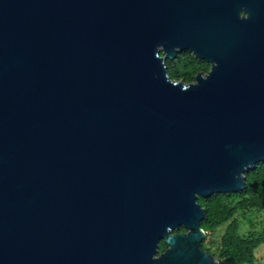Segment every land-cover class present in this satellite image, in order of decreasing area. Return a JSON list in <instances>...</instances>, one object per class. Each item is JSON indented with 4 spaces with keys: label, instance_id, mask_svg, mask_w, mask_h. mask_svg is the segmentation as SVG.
<instances>
[{
    "label": "water",
    "instance_id": "water-1",
    "mask_svg": "<svg viewBox=\"0 0 264 264\" xmlns=\"http://www.w3.org/2000/svg\"><path fill=\"white\" fill-rule=\"evenodd\" d=\"M262 162L264 0H0V264H220L198 200Z\"/></svg>",
    "mask_w": 264,
    "mask_h": 264
},
{
    "label": "trees",
    "instance_id": "trees-1",
    "mask_svg": "<svg viewBox=\"0 0 264 264\" xmlns=\"http://www.w3.org/2000/svg\"><path fill=\"white\" fill-rule=\"evenodd\" d=\"M169 75L173 80L192 83L196 76L208 73L211 65L198 60L197 56L187 51L180 53L176 59L168 60ZM246 188L240 192L217 193L208 198H199V203L206 210V218L202 228L209 234L223 224H228L221 238L216 255L220 264H256V251L264 244V222L262 230L244 238L240 235L241 223L236 215L239 212L248 214L253 211L264 212V162L246 172ZM168 243H160V252H165ZM202 247L211 252V248L203 242Z\"/></svg>",
    "mask_w": 264,
    "mask_h": 264
},
{
    "label": "rangeland",
    "instance_id": "rangeland-1",
    "mask_svg": "<svg viewBox=\"0 0 264 264\" xmlns=\"http://www.w3.org/2000/svg\"><path fill=\"white\" fill-rule=\"evenodd\" d=\"M200 60V59H198ZM241 223L240 235L244 238L250 237L251 234L259 233L263 228L264 222V212L253 211L248 214L239 212L236 215ZM228 224H223L217 228L213 233L208 234L206 244L211 248V252H217L220 244L221 238L226 231ZM257 262L256 264H264V244L256 251Z\"/></svg>",
    "mask_w": 264,
    "mask_h": 264
},
{
    "label": "flooded vegetation",
    "instance_id": "flooded-vegetation-1",
    "mask_svg": "<svg viewBox=\"0 0 264 264\" xmlns=\"http://www.w3.org/2000/svg\"><path fill=\"white\" fill-rule=\"evenodd\" d=\"M186 232H187V229L184 228V227H181L179 230H175V231L171 232V234L172 235H179V234H183V233H186Z\"/></svg>",
    "mask_w": 264,
    "mask_h": 264
}]
</instances>
